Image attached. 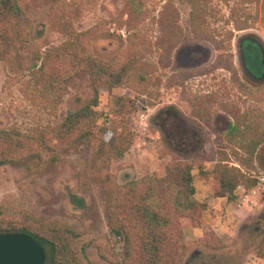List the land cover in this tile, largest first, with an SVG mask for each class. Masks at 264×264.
Listing matches in <instances>:
<instances>
[{"label":"rangeland","instance_id":"obj_1","mask_svg":"<svg viewBox=\"0 0 264 264\" xmlns=\"http://www.w3.org/2000/svg\"><path fill=\"white\" fill-rule=\"evenodd\" d=\"M126 1L63 0L76 31L98 28L102 32L92 47L100 59L126 61L135 46L136 56L126 73L131 88L103 93L96 109L112 114L120 105L124 107L135 137L124 158L106 170L100 162L101 142L91 137L66 146L54 162L52 156L45 155L43 160L36 156L0 165V207L4 212L30 219L45 230L65 227L92 239L87 254L93 264H111V254L120 258L124 254L123 240L111 233L106 218L105 191L111 177L119 186L146 177L164 178L168 165L200 146L188 123L198 125L190 102L203 97L215 101L211 113L220 130L229 119L223 106L235 107L248 123L264 130V77L259 75L264 70L263 55L251 41L261 42L264 49V0H259L258 6L261 20L245 31H238L232 18L237 0H204L211 41L193 39L191 7L184 0H174L187 43L176 48L171 58L162 57L157 48L161 37L158 21L168 0H143L148 16L143 21L137 19L130 33L119 27L120 20H127ZM18 2L33 24L43 56L68 40V32L56 24L59 13L52 0ZM240 10L241 14H255L257 6L249 4ZM249 40L247 47L252 46L253 51L246 56L244 46ZM223 56L233 58L235 74L214 69ZM20 61L16 56L0 60V130L17 127L23 134L41 139L43 132L60 127L71 113L94 99L91 79L75 76L65 84L62 102L49 105L37 88L36 72L22 71ZM236 72L245 83H251V77L262 78L260 85L252 84L257 94L246 96L236 87ZM141 78L146 84L139 86ZM146 90L149 94L143 95ZM200 133L204 154L194 163L193 171L197 211L189 214L193 224L190 218L181 222L188 247L183 264H264V145L248 175L255 187H238L236 200L230 201L216 197L219 186L214 174L216 152L226 142L208 128ZM229 154L228 164L244 170L231 150ZM189 200L186 194L181 197L184 206Z\"/></svg>","mask_w":264,"mask_h":264},{"label":"trees","instance_id":"obj_2","mask_svg":"<svg viewBox=\"0 0 264 264\" xmlns=\"http://www.w3.org/2000/svg\"><path fill=\"white\" fill-rule=\"evenodd\" d=\"M52 1L59 13L55 19L56 24L64 27L69 38L60 47L48 50L43 56L37 45L33 24L18 0H0V60H11L16 56L21 59L19 67L22 71L36 72L37 88L49 105L62 102L66 95L65 84L75 76H88L95 96L87 107L71 113L60 127L43 132L41 139L23 134L17 127L0 130V165L27 161L36 156L43 160L45 155L52 156L50 160L54 162L55 155L66 146L79 145L95 137L101 142L100 162L108 170L112 163L124 158L135 137L128 128L130 124L125 119L127 115L122 105L112 114L96 109L103 93L122 87L131 88L132 83L130 78H126V73L136 56V49L132 45L135 51L127 55L126 61L100 59L92 47L102 32L98 28L76 31L65 12L67 4L63 0ZM184 1L191 7L193 39L211 41L206 31L208 13L204 0ZM142 3L143 0L126 1L127 20L119 21L120 28H126L130 33L135 30V24L139 22L137 19L143 21L148 16ZM236 4V9L232 11L236 29H252L261 20L259 10L255 14H241L240 7L249 4L259 6V0H237ZM158 27L161 37L157 41V48L162 51V57L171 58L176 48L187 43L174 0H168L163 7ZM231 38L230 35L229 39ZM232 60L231 57L223 56L220 60L222 63L214 69H225L235 74ZM251 78V83H245L236 72L234 84L246 96L257 94L253 85L262 83L261 80ZM137 82L139 86L146 84L142 78ZM147 94L149 91L143 92V95ZM203 98L190 102L197 127L185 118L200 140L196 151L182 155L168 165L164 178L146 177L119 186L115 178L111 177L110 185L105 191L106 218L111 233L124 243L123 258L114 253L110 257L104 256L107 260L110 258L111 264H183L188 247L181 222L189 219L191 212L197 211V205L193 201L196 195L193 171L194 163L200 157L203 158L204 154V140L200 131L208 128L214 134L222 136L226 142L216 152L214 174L219 186L216 197L235 201L238 187H255L248 175L254 171L257 153L264 145V130L248 123L246 116L243 117L235 107L228 106L222 108L229 119L225 129L220 130L211 113V106L215 101ZM106 126L110 128L107 129ZM53 142L56 144H52ZM230 150L244 170L228 164L231 159ZM184 194L188 199L190 197L185 206L181 203ZM190 220L193 224V219ZM6 233H26L32 236L46 249V264H93L87 254L92 239L65 227L42 229L30 219L7 215L0 207V235Z\"/></svg>","mask_w":264,"mask_h":264},{"label":"water","instance_id":"obj_3","mask_svg":"<svg viewBox=\"0 0 264 264\" xmlns=\"http://www.w3.org/2000/svg\"><path fill=\"white\" fill-rule=\"evenodd\" d=\"M46 249L26 233L0 235V264H46Z\"/></svg>","mask_w":264,"mask_h":264},{"label":"flooded vegetation","instance_id":"obj_4","mask_svg":"<svg viewBox=\"0 0 264 264\" xmlns=\"http://www.w3.org/2000/svg\"><path fill=\"white\" fill-rule=\"evenodd\" d=\"M257 6V10H259V8H258V5H256ZM256 10V11H257ZM260 13V12H259ZM261 15V14H260ZM261 17V16H260ZM251 41H253V42H255V43H257L258 45H259V47H260V49H261V52H262V55H263V64H264V49L262 48L263 47V45H262V43L261 42H256V41H254V40H251ZM250 40L249 41H246L245 42V46H244V48H245V52H246V56H247V53L248 52H250V51H253V48H252V46H249V47H247V42H251ZM248 58V57H247ZM249 64H250V60H249ZM259 75H261L262 77H264V70H263V72H261ZM258 77V76H257ZM255 78V77H254ZM257 80H262V78H256Z\"/></svg>","mask_w":264,"mask_h":264}]
</instances>
